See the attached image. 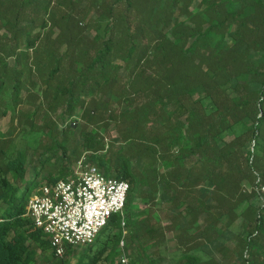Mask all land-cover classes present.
<instances>
[{
    "label": "trees",
    "instance_id": "obj_1",
    "mask_svg": "<svg viewBox=\"0 0 264 264\" xmlns=\"http://www.w3.org/2000/svg\"><path fill=\"white\" fill-rule=\"evenodd\" d=\"M9 110L0 264L56 256L27 199L40 170L66 178L85 152L128 183L125 233L113 214L75 264H115L121 241L135 264H264V0H0V119ZM160 191L177 210L163 227L137 203Z\"/></svg>",
    "mask_w": 264,
    "mask_h": 264
},
{
    "label": "built area",
    "instance_id": "obj_2",
    "mask_svg": "<svg viewBox=\"0 0 264 264\" xmlns=\"http://www.w3.org/2000/svg\"><path fill=\"white\" fill-rule=\"evenodd\" d=\"M128 188L125 180L107 176L79 158L66 178L42 183L33 191L27 199V215L55 255L62 257L68 248L93 244L113 214L119 216L124 232ZM118 262L128 264L124 254Z\"/></svg>",
    "mask_w": 264,
    "mask_h": 264
},
{
    "label": "rangeland",
    "instance_id": "obj_3",
    "mask_svg": "<svg viewBox=\"0 0 264 264\" xmlns=\"http://www.w3.org/2000/svg\"><path fill=\"white\" fill-rule=\"evenodd\" d=\"M256 88H258V86L256 84L251 85V89H256ZM10 121H11V110H9L8 114L5 117L0 119V132H3V133L6 132L7 135H9L11 133L12 123ZM15 131H14V134H15ZM78 132H79V125L76 124L74 133L71 135V139H70V141L72 140L73 146H79L80 145V137L78 135ZM107 138H108V136H107ZM38 151H41V149ZM87 157H88V153L85 152V153H82L79 158H85L88 161ZM33 166H36V168L39 167V163L37 162V160L36 161L34 160L33 162L29 163L28 173L30 170H32ZM73 168H74V165H73ZM73 168H72V170H73ZM48 171H49L48 166H46L45 168L40 170V173L38 176L39 178L37 180L39 185L46 181L45 177H46ZM262 191H264V190H262ZM166 198H167V195L165 194V192L160 191L155 195L156 205L150 204V201H148L147 199L138 200L137 203H138L139 209H141L145 212L146 211L150 212L153 215L154 219L160 221V226L163 227L164 225H166V223H168L169 217L171 215L177 213L176 209L168 210V208L164 204V201ZM245 205H246V203L241 204L237 208V212H240L245 207ZM138 216L140 217L141 215H138ZM124 231H125V229H124ZM108 232H109V230L107 231L106 229L101 231V233L99 235L98 242H97L98 244L105 239ZM123 233H125V232H123ZM173 237H174L173 234H170V233H168L166 235V247L168 248L169 255H172V254L178 255L179 252H178V250H176L175 240ZM84 248H85V246L75 248L76 252L74 254H72L68 260H65V261H62L61 257H57V256L52 257L51 250H49V249H47L44 252V255H42L41 249L38 248L36 251V253H37L36 264H75L76 259L78 257V254L81 251H83ZM202 249L205 252V253H203V251H202L203 254H205V255L207 254L210 256H211V254H213L214 256L219 258V254L216 253V251L214 250V246L211 245V242H206L205 244H203ZM123 254L126 256L128 264H135L134 259L136 258V252H135L134 247H132L131 245L126 246V245H124L123 242H122V247L119 246V253L116 256L115 264H119L118 259ZM160 264H170V261L168 259H164L163 261H161Z\"/></svg>",
    "mask_w": 264,
    "mask_h": 264
}]
</instances>
